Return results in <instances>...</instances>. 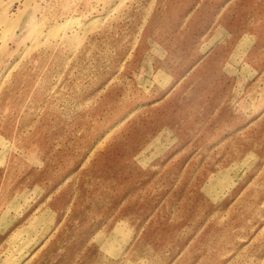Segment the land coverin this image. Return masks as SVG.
Listing matches in <instances>:
<instances>
[{
    "label": "rangeland",
    "instance_id": "1",
    "mask_svg": "<svg viewBox=\"0 0 264 264\" xmlns=\"http://www.w3.org/2000/svg\"><path fill=\"white\" fill-rule=\"evenodd\" d=\"M0 264H264V0H0Z\"/></svg>",
    "mask_w": 264,
    "mask_h": 264
},
{
    "label": "bare ground",
    "instance_id": "2",
    "mask_svg": "<svg viewBox=\"0 0 264 264\" xmlns=\"http://www.w3.org/2000/svg\"><path fill=\"white\" fill-rule=\"evenodd\" d=\"M96 19H94L93 21H95ZM91 24V23H90ZM70 26V25H69ZM91 26V25H90ZM93 26V25H92ZM36 32L34 33L35 37L34 39H36L35 41L37 42L43 35L41 34V31L38 30V28H35ZM64 37V36H63ZM81 38V36H79V39ZM32 40V39H31Z\"/></svg>",
    "mask_w": 264,
    "mask_h": 264
}]
</instances>
